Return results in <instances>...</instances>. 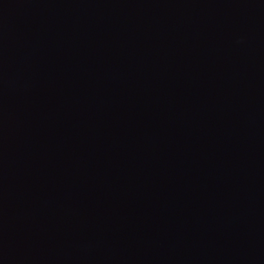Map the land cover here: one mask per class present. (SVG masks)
Wrapping results in <instances>:
<instances>
[{
  "label": "water",
  "instance_id": "obj_1",
  "mask_svg": "<svg viewBox=\"0 0 264 264\" xmlns=\"http://www.w3.org/2000/svg\"><path fill=\"white\" fill-rule=\"evenodd\" d=\"M0 264H264V0H0Z\"/></svg>",
  "mask_w": 264,
  "mask_h": 264
}]
</instances>
